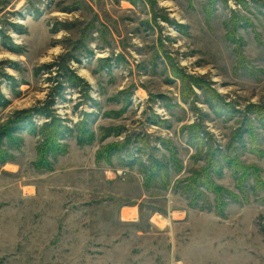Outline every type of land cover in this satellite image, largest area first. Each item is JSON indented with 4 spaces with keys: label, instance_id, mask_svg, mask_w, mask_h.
<instances>
[{
    "label": "rangeland",
    "instance_id": "1",
    "mask_svg": "<svg viewBox=\"0 0 264 264\" xmlns=\"http://www.w3.org/2000/svg\"><path fill=\"white\" fill-rule=\"evenodd\" d=\"M0 264H264V0H0Z\"/></svg>",
    "mask_w": 264,
    "mask_h": 264
},
{
    "label": "trees",
    "instance_id": "2",
    "mask_svg": "<svg viewBox=\"0 0 264 264\" xmlns=\"http://www.w3.org/2000/svg\"><path fill=\"white\" fill-rule=\"evenodd\" d=\"M229 162H231L229 160ZM230 168H232V170H234V172L237 173H242L244 170V167L241 164H231L229 163ZM209 176H199L196 179V186H194V190H197L198 188H205L207 190H209L210 192H213L216 194L217 196V201L220 202L221 201V191H219L218 189H216L214 183L212 181H210ZM195 182V181H194ZM219 198V200H218Z\"/></svg>",
    "mask_w": 264,
    "mask_h": 264
},
{
    "label": "built area",
    "instance_id": "3",
    "mask_svg": "<svg viewBox=\"0 0 264 264\" xmlns=\"http://www.w3.org/2000/svg\"><path fill=\"white\" fill-rule=\"evenodd\" d=\"M149 99L147 100H144L142 97L139 98V101L142 102V103H145L147 102ZM183 214V213H182ZM163 221H166V219H164L163 216H161L160 214H153L152 216V225L153 226H160V224L163 222Z\"/></svg>",
    "mask_w": 264,
    "mask_h": 264
},
{
    "label": "bare ground",
    "instance_id": "4",
    "mask_svg": "<svg viewBox=\"0 0 264 264\" xmlns=\"http://www.w3.org/2000/svg\"><path fill=\"white\" fill-rule=\"evenodd\" d=\"M82 73L86 74V72H85V71H83Z\"/></svg>",
    "mask_w": 264,
    "mask_h": 264
}]
</instances>
